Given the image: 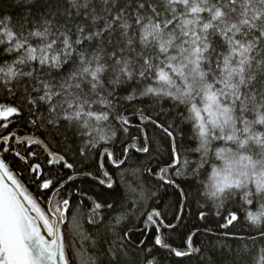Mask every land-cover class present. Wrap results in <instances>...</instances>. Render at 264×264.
<instances>
[{
    "label": "snow or ice",
    "instance_id": "snow-or-ice-1",
    "mask_svg": "<svg viewBox=\"0 0 264 264\" xmlns=\"http://www.w3.org/2000/svg\"><path fill=\"white\" fill-rule=\"evenodd\" d=\"M17 7L0 12V264H72L85 218L92 264L129 249L123 264H219L229 240L247 253L233 264H264V0ZM133 153L166 157L157 183L174 201L141 208L163 200L152 185L135 207L112 198ZM137 216L148 236L133 243Z\"/></svg>",
    "mask_w": 264,
    "mask_h": 264
},
{
    "label": "trees",
    "instance_id": "trees-1",
    "mask_svg": "<svg viewBox=\"0 0 264 264\" xmlns=\"http://www.w3.org/2000/svg\"><path fill=\"white\" fill-rule=\"evenodd\" d=\"M18 0H2L0 2V12H9L20 14L22 9L17 7ZM22 2V0H21ZM139 106L138 102H133ZM128 112L125 114L130 116L132 119V123L135 126L138 120V117L132 114L133 104L127 105ZM134 130V129H133ZM149 133L152 136H158L159 131L156 129L149 128ZM159 151L164 152L166 148L163 144L159 145ZM166 157H157L153 154L152 157H147L145 154L142 153H133L131 159L128 161L127 170L123 172V176L121 177V173H115V177L117 179L118 187L113 190L112 198L122 201L125 208L135 207V202L138 200V193L141 187H146L148 185H152L154 188H159L160 196L163 200H153L150 202L141 203L140 207L144 208L147 207V210L150 211L152 207H156L157 204L169 203L176 199V190L172 186H161L158 184L159 180V171L158 166H163V162ZM9 162H11V158H9ZM151 163L153 168L157 169V175L151 176L147 174H142L141 172L137 171L138 169L144 167L147 163ZM26 183L29 184L30 190L35 193L36 188L35 185L30 183V179L26 176L25 177ZM99 189H97L98 191ZM210 219L213 221L212 224L209 226L212 228H217V225L223 223V220L220 217L210 216ZM196 222L195 220L193 221ZM83 225V235H74L71 232L68 233V240L72 243V247L69 249L71 253V262L72 264H92V261L95 260L96 252L92 248L91 239H87L89 236H93L95 233V229L90 227L87 223L86 218L82 221ZM201 226H203V222H201ZM69 229L72 227L69 224ZM128 227L133 229V234L131 240L133 243H138L140 240L145 239L148 236V232L144 231L148 228L147 224L141 223V219L137 217H133L131 222L128 223ZM220 232L224 230H218ZM240 234H243L247 231L246 227H242L240 224H237L236 228L233 230ZM143 232V234H142ZM148 243H151V240H148ZM179 243V240L176 241ZM228 247H224L221 249H217L214 253V258L219 264H233V261L240 260L241 256L246 255L247 253H239L238 246H233L231 241L228 242ZM257 252L254 254V259H259V248L260 245H256ZM231 249V250H230ZM165 256L167 257V253L165 252ZM138 257V253L134 250L129 249L127 252V256L125 257L123 253L119 255V257H113V264H116L117 260H119L120 264H123L125 260H134ZM182 258L176 257H167L166 264H181Z\"/></svg>",
    "mask_w": 264,
    "mask_h": 264
},
{
    "label": "water",
    "instance_id": "water-1",
    "mask_svg": "<svg viewBox=\"0 0 264 264\" xmlns=\"http://www.w3.org/2000/svg\"><path fill=\"white\" fill-rule=\"evenodd\" d=\"M158 176H159V174H158Z\"/></svg>",
    "mask_w": 264,
    "mask_h": 264
}]
</instances>
